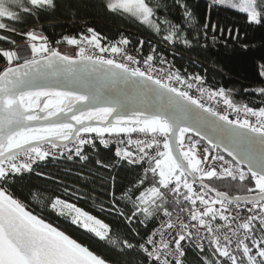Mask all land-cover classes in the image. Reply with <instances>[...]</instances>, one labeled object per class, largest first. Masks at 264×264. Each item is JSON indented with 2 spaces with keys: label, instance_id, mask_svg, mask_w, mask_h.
I'll return each mask as SVG.
<instances>
[{
  "label": "snow or ice",
  "instance_id": "6c2138e0",
  "mask_svg": "<svg viewBox=\"0 0 264 264\" xmlns=\"http://www.w3.org/2000/svg\"><path fill=\"white\" fill-rule=\"evenodd\" d=\"M213 3L264 24V0ZM57 6L0 0V42L12 46L0 47V264H109L11 191L42 162L86 163L97 141L114 143L117 162L141 169L119 195L113 177L109 208L101 207L127 232H114L75 202L49 197L46 207L58 217L117 250L123 264H192L190 252L195 264H264V99L260 106L238 103L231 90L182 74L157 45L144 54L141 40L129 53L128 38L104 43L92 27L57 40L77 49L64 54L41 25L28 26ZM99 7L134 18L173 48H191L201 33L203 47L223 39L224 28L218 37V25L209 22L191 36L198 18L190 0H99ZM228 39L238 40L230 28ZM259 69L264 78V63ZM252 92L264 98V86ZM214 181L231 187L221 190ZM63 191L83 198L79 189Z\"/></svg>",
  "mask_w": 264,
  "mask_h": 264
},
{
  "label": "trees",
  "instance_id": "16d2710c",
  "mask_svg": "<svg viewBox=\"0 0 264 264\" xmlns=\"http://www.w3.org/2000/svg\"><path fill=\"white\" fill-rule=\"evenodd\" d=\"M190 3L194 6L198 18L197 25L191 30V36L195 37L203 24L209 22L210 25H218L216 32L218 37H220L219 28H224L223 39L219 43L213 45L209 39L208 46L203 47L205 41L201 33L200 40H194L191 48L166 46L151 29L135 21L134 18L111 14L101 9L99 0H57L58 6L54 12L43 14L36 22L29 18L28 26L33 23L41 25L40 31L48 36L52 46H57L56 41L62 40L65 35L79 36L80 33H86L88 27L94 28L105 37L102 41L104 43L115 42L121 37H126L129 39L127 47H131L139 45L143 40L144 51H149L151 45H157V52L170 59L182 74H199L205 79L206 86L231 90L236 102L260 106V101L264 98L255 95L252 90L264 86V78L259 75V65L264 63V24H249L246 14L227 6H216L213 0H190ZM229 28L232 30V36L238 37V40L228 39ZM211 34L210 26L209 36ZM12 38L17 43L23 41L21 36H12ZM244 45L248 47L245 48ZM10 46L0 42V47ZM3 64L4 61L0 58V66ZM245 89L249 91L246 92ZM88 155L90 158L86 163L78 160L42 162L31 175L18 180L11 191L34 214L41 215L54 226L58 225L66 234L106 258L109 264H117L118 261L123 264L125 257L117 250L83 230L71 226L68 221L58 217L46 207L49 197L60 196L68 199L69 202L77 203L84 210L109 223L114 232L116 230L127 232L125 222H118L115 214L101 211V207L109 208L110 197L106 193L112 190L113 177L116 180V194L119 195L120 190L127 186L141 169L130 168L126 162H117L118 158L113 155L111 149L106 150L98 145L96 151H89ZM97 159L109 167L102 168L96 165ZM37 171H43L46 176H51L53 179L37 176ZM213 183L221 190H229L231 187L226 182L214 181ZM65 186L70 191L79 189V194L83 198L76 200L74 196H67L63 191ZM119 207L124 208V202H120ZM188 260L195 264L191 252Z\"/></svg>",
  "mask_w": 264,
  "mask_h": 264
},
{
  "label": "built area",
  "instance_id": "2783aa9c",
  "mask_svg": "<svg viewBox=\"0 0 264 264\" xmlns=\"http://www.w3.org/2000/svg\"><path fill=\"white\" fill-rule=\"evenodd\" d=\"M140 45V44H139ZM139 45H135V46H131V47H127L129 53H133L135 54V49L139 47ZM62 53L67 54V55H74L76 52V48L75 46H71V45H60L58 48ZM144 54H147L148 51H144ZM88 54L90 55H95L97 54L92 48H88ZM158 55H162L164 56L162 53L158 52ZM166 57V56H165ZM168 59V58H167ZM169 61H171L170 59H168ZM172 62V61H171ZM173 64V63H172ZM176 68V67H175ZM193 95H196L195 91L193 90ZM222 110V108H221ZM98 146L104 148V149H111L113 151V155H114V149H115V144L114 143H110L107 147H104L103 145L99 144V141L96 142ZM115 156V155H114Z\"/></svg>",
  "mask_w": 264,
  "mask_h": 264
},
{
  "label": "bare ground",
  "instance_id": "6f19581e",
  "mask_svg": "<svg viewBox=\"0 0 264 264\" xmlns=\"http://www.w3.org/2000/svg\"><path fill=\"white\" fill-rule=\"evenodd\" d=\"M24 43V41H22V42H20V43H17V44H23ZM10 47H12V46H10ZM21 55H23V52L21 53Z\"/></svg>",
  "mask_w": 264,
  "mask_h": 264
},
{
  "label": "rangeland",
  "instance_id": "374dc122",
  "mask_svg": "<svg viewBox=\"0 0 264 264\" xmlns=\"http://www.w3.org/2000/svg\"><path fill=\"white\" fill-rule=\"evenodd\" d=\"M60 45H62V44H60ZM60 45H57V46L55 45V46H53V47H58V48H59ZM51 46H52V45H51ZM2 66H3V65H1L0 67H2Z\"/></svg>",
  "mask_w": 264,
  "mask_h": 264
}]
</instances>
